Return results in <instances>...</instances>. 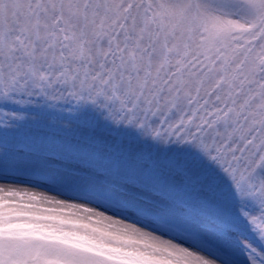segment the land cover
<instances>
[{"label":"snow or ice","instance_id":"1","mask_svg":"<svg viewBox=\"0 0 264 264\" xmlns=\"http://www.w3.org/2000/svg\"><path fill=\"white\" fill-rule=\"evenodd\" d=\"M0 264H264V0H0Z\"/></svg>","mask_w":264,"mask_h":264}]
</instances>
